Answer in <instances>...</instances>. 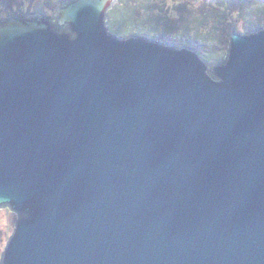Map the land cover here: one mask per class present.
I'll list each match as a JSON object with an SVG mask.
<instances>
[{"label": "water", "instance_id": "obj_1", "mask_svg": "<svg viewBox=\"0 0 264 264\" xmlns=\"http://www.w3.org/2000/svg\"><path fill=\"white\" fill-rule=\"evenodd\" d=\"M114 4L0 19L1 264H264V27L201 56Z\"/></svg>", "mask_w": 264, "mask_h": 264}, {"label": "rangeland", "instance_id": "obj_2", "mask_svg": "<svg viewBox=\"0 0 264 264\" xmlns=\"http://www.w3.org/2000/svg\"><path fill=\"white\" fill-rule=\"evenodd\" d=\"M63 1L28 0L21 4L20 0H15L12 4L17 9L22 8L17 14L41 12L53 16L55 8ZM241 1L240 10L225 14L219 4L211 0H116L110 8L109 23L121 35H142L200 50L201 56L227 58L230 35L236 28L253 32L264 27V0ZM214 8L223 13L210 16ZM18 219L19 214L11 207H0V264Z\"/></svg>", "mask_w": 264, "mask_h": 264}, {"label": "trees", "instance_id": "obj_3", "mask_svg": "<svg viewBox=\"0 0 264 264\" xmlns=\"http://www.w3.org/2000/svg\"><path fill=\"white\" fill-rule=\"evenodd\" d=\"M10 1H11V4L9 3V0H0V19L5 18V17H8V16L17 15V13L19 12V10L22 9V8L17 9V7H15L12 4V2L15 1V0H10ZM26 1H28V0H20V3L21 4H24ZM211 1H213V3L219 4V7L221 9H223L224 13L226 11L229 12V13L230 12H234V11L237 10V8H238V10H240L241 5L243 4L242 1L239 2V0H230V2H229V0H211ZM5 2H8V4H6ZM4 4H6V5L3 6ZM214 6L215 7H218L217 5H214ZM214 9H216V8H214ZM214 9H212L210 11V16H218L220 13H223V12L217 11L218 9H216V10H214ZM224 16H227V15H224ZM226 19H227V17H226ZM254 26H256L255 23H254ZM250 27L251 26H249V28ZM224 29L225 28H223L222 30H224ZM238 32H241V31H238ZM226 34L228 35V32L225 33V34H223V35L226 36Z\"/></svg>", "mask_w": 264, "mask_h": 264}]
</instances>
